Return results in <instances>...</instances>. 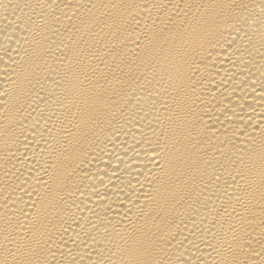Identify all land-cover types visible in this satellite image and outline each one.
<instances>
[{
	"label": "bare ground",
	"instance_id": "obj_1",
	"mask_svg": "<svg viewBox=\"0 0 264 264\" xmlns=\"http://www.w3.org/2000/svg\"><path fill=\"white\" fill-rule=\"evenodd\" d=\"M0 264H264V0H0Z\"/></svg>",
	"mask_w": 264,
	"mask_h": 264
}]
</instances>
